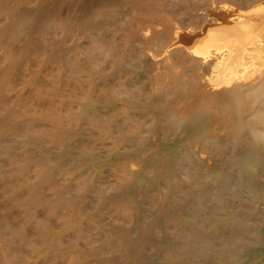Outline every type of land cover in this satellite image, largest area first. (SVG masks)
<instances>
[{"label":"bare ground","instance_id":"6f19581e","mask_svg":"<svg viewBox=\"0 0 264 264\" xmlns=\"http://www.w3.org/2000/svg\"><path fill=\"white\" fill-rule=\"evenodd\" d=\"M0 264H264V0H0Z\"/></svg>","mask_w":264,"mask_h":264}]
</instances>
